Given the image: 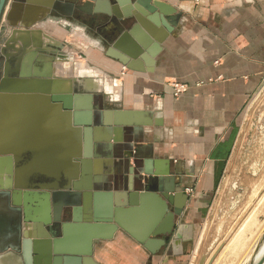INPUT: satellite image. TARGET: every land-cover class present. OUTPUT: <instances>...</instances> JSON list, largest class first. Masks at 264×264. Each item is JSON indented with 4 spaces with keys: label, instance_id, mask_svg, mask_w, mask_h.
Returning a JSON list of instances; mask_svg holds the SVG:
<instances>
[{
    "label": "crops",
    "instance_id": "crops-1",
    "mask_svg": "<svg viewBox=\"0 0 264 264\" xmlns=\"http://www.w3.org/2000/svg\"><path fill=\"white\" fill-rule=\"evenodd\" d=\"M39 1L29 0L19 26L36 22L26 18L36 14V6L41 7ZM164 1L176 7L182 18L173 32L157 45L151 62L138 60L137 70L106 56L123 31L114 17L91 16L75 10L72 16L49 18L41 25L45 34L62 41L68 38L66 29L72 28L73 38L83 37L91 45L86 61L74 51H67L69 42H65V56L58 57L54 70L51 68L52 88L63 94L77 85L92 92L93 98L100 95L101 110L107 120L119 110L134 115L140 124L137 140L132 142L136 146L134 152L142 162H151L153 171L170 174L175 186L178 183L185 186L189 199L177 222L192 224L195 237L197 220L223 173L242 115L264 84V0ZM74 3L81 6L85 0ZM165 32L160 28V35ZM34 51L29 49L23 67L32 76L49 69L45 55ZM16 54L9 50V55ZM79 65L87 66L90 73L81 75L76 68ZM12 68L14 77L22 73L19 64ZM175 81L187 84L188 92L176 96L172 86ZM97 103L96 99L89 102L91 106ZM63 114L57 105L42 98L0 100V142L3 138L11 141L26 138L23 142L31 148L28 151L37 154L32 161L15 166L14 172L9 164L0 162L1 183L17 181L29 185L33 183L31 172L43 168L76 174L75 165L69 166L68 155L69 150L76 148V137L68 127L62 126ZM117 137L125 139L126 133L121 131ZM133 161L132 158L129 162L132 166ZM93 169H97L95 159ZM102 170L103 182L112 185L116 177L113 168L104 165ZM114 170L121 181L122 167L118 165ZM1 227L0 248H3L9 245L13 228H8L5 222ZM168 239V244L159 251L161 259L155 264H187L186 255L194 239L184 244L183 254H176L172 238ZM95 252L98 264H154L143 246L123 232H118L113 241L96 246ZM33 260L48 262L45 257L35 256ZM50 261V264H78L77 259L66 260L64 256H58L56 262ZM0 264H15V260L7 258Z\"/></svg>",
    "mask_w": 264,
    "mask_h": 264
},
{
    "label": "water",
    "instance_id": "water-1",
    "mask_svg": "<svg viewBox=\"0 0 264 264\" xmlns=\"http://www.w3.org/2000/svg\"><path fill=\"white\" fill-rule=\"evenodd\" d=\"M7 3L8 0H0V23ZM27 4L29 0H13L6 12L7 23L14 29L2 48L6 62L0 71V98L8 93V84L15 78L12 66L19 56L9 55L10 49L16 50V42L11 41V37L17 32L15 27L23 19ZM39 5L37 10L42 19H47L54 11L72 16L75 9L91 16L117 19L123 31L108 48L106 56L131 70L138 69L139 59L151 62L157 45L173 32L182 18L177 8L164 0H85L78 7L68 2L45 0ZM26 20L34 22L31 17ZM35 23L22 27L31 28ZM162 27L166 32L160 35ZM19 74L20 79L27 80V75ZM40 77L47 88L43 93L39 91V95L47 96L64 116L69 114V127L79 130V151L69 160V166L75 165L76 174L64 169L56 175L31 172L33 183L29 185L12 183L0 187V228L3 222L13 228L9 245L0 248V262L14 258L15 264H42L35 263L33 257L36 256L37 259L47 258L45 264H50L51 259L56 262L58 256H64L66 260L77 259L78 264H98L96 246L113 241L118 232L142 245L154 264L161 259L159 251L168 244V237L172 238L175 253L183 254L184 244L194 239V226L177 222L189 199L186 188L180 183L175 186L170 174L153 171L151 162H142L134 152L136 146L132 142L137 140L136 132L140 127L134 115L119 110L115 111V117L104 119L99 106L89 104L95 101L93 93L77 85L65 94L69 101H57L52 81L47 79L53 75ZM79 113H85L82 114L87 116L85 121L77 119ZM121 131L126 133L125 139L117 137ZM3 154L7 156L0 158V162L9 164L13 172L19 163L37 157L34 151L20 156L12 152ZM132 158L134 166L129 164ZM94 159L101 160L99 171L93 169ZM104 165L113 168L116 176L109 186L103 182ZM118 165L122 167L121 181L114 170ZM214 260L215 256L210 264Z\"/></svg>",
    "mask_w": 264,
    "mask_h": 264
},
{
    "label": "rangeland",
    "instance_id": "rangeland-1",
    "mask_svg": "<svg viewBox=\"0 0 264 264\" xmlns=\"http://www.w3.org/2000/svg\"><path fill=\"white\" fill-rule=\"evenodd\" d=\"M11 1L12 0H8L5 9V14L3 15V18L0 23V48L2 45L5 46V41L11 36L14 29H11L6 19V12L11 8ZM57 1L64 2L65 0ZM73 1L80 2V0H67L66 2L73 4ZM74 5L76 6V3H74ZM36 9H38L37 6ZM22 13H24V11ZM40 15L41 13H39V11L37 10L36 14L32 17L34 21H36V23L32 25L31 29H26L19 25L15 27V31H23L28 34L31 33L30 38L32 39H30L29 41L28 36V40H26L27 43L29 41L30 45L26 44L23 38L16 43L15 49H17V51H14L18 53V55L14 57L17 58L19 56V58L16 59V62H14L13 65H15V63L16 66L19 64L20 58L25 56L24 52L25 50H29V47L30 50H35L38 47L40 49V46L44 43L46 38L50 39L51 41H55L56 44L61 47L60 50L62 51L64 47L66 48L67 46L65 42L68 41L69 46H67V51H74L76 55H78L82 59H85L86 61H89V56L87 52L88 47L91 48V45H88V43L83 37L77 38V36H74L73 38L72 34L74 33L72 28L66 29L68 38H65L64 41L48 34H45L44 30L42 29L43 26L41 24L45 23L47 19H59L61 14L54 11L48 15L47 19H42ZM62 16L69 17L65 15ZM12 21L17 24L16 20L12 19ZM21 21L23 20H19V22ZM81 21H83L82 16ZM24 43L26 44L25 46ZM32 44H36V46H32ZM102 46H104L103 43ZM43 47L44 49H47L46 46ZM10 50L13 51V49ZM2 60L3 59H1V61ZM3 62L5 64L6 58ZM34 65H36V63ZM15 78H19V76L17 75ZM56 174L57 171H55V175ZM263 180L264 84L257 92V94L251 99L249 104H247V107L242 115L238 130L235 134L231 152L225 162L223 173L215 187L211 200L209 201L205 210H203L202 216L197 220V229L194 241L190 243L189 253L186 255L187 264H210L211 259L214 256L215 263L213 262L212 264L250 263L252 258L251 254L255 252L258 245L262 242L264 235V205H260L264 204ZM254 183L259 186L252 185ZM260 185L262 187H260ZM255 206L259 209L257 210ZM248 215L251 217L253 216L252 219L254 218L256 221L254 219H250ZM246 218L248 222L252 220L251 222H254V224H252L251 222L248 224L245 223L244 220ZM243 223H245V226L248 225L246 229L247 232L245 231L246 227L242 229V226L244 225ZM250 224H252V226H250ZM255 224H257L258 227L255 226ZM239 230L241 233H244L241 234ZM226 246L227 248H225ZM240 246L241 248H243L241 249Z\"/></svg>",
    "mask_w": 264,
    "mask_h": 264
},
{
    "label": "bare ground",
    "instance_id": "bare-ground-1",
    "mask_svg": "<svg viewBox=\"0 0 264 264\" xmlns=\"http://www.w3.org/2000/svg\"><path fill=\"white\" fill-rule=\"evenodd\" d=\"M42 2H44L45 0H41ZM115 1H124V0H115ZM40 2V1H39ZM31 29V28H30ZM30 33V32H29ZM31 34V33H30ZM30 34H28V33H25V32H21V31H17V32H15L13 35H12V37H11V41H14V43L16 42H18V41H20L22 38L23 39H27L28 38V36H30ZM37 35V34H36ZM38 38V37H37ZM48 41L47 42H45L44 41V43L40 46V49H39V47L37 48V49H35V51H34V54H36V53H41L42 55H45L44 57H45V59L47 58V60H45V61H47V62H45L46 64L47 63H49V64H47L48 65V67H49V69H47V71L46 72H44V73H36V74H34L33 76L32 75H29V74H27V73H25L24 72V70H23V67H24V58H25V56L27 55V52L29 51V50H27V51H25V56L24 57H22L21 58V60H20V62H19V65H20V67H21V69H22V73L23 74H25V75H27V77H26V79L27 80H22V79H20V78H14L13 79V81H11L8 85L10 86L9 87V91H8V93L4 96V97H1L0 98V100H4V99H7V98H14V97H31V98H42V99H45V100H47L48 102H49V100H48V97L47 96H43V95H39V91L41 92L42 91V93L44 92V91H46V83H43L44 81L43 80H39L41 77L40 76H46V75H49V74H52V75H54L53 74V72L54 71H52V69L51 68H53V66H54V64H55V61H56V59L59 57V58H63L64 56H65V52H63V51H61L60 49H61V47L59 46V45H57L56 44V42L55 41H51L50 39H48V38H46ZM15 43V44H16ZM14 46H16V45H14ZM13 46V47H14ZM32 46H36V44H32ZM32 46H31V48H32ZM43 46H46L47 47V49L45 48L44 49V47ZM35 48V47H34ZM29 49H30V47H29ZM16 51H17V49H16ZM49 51V52H48ZM55 52V55L53 54V53ZM77 68V70L79 71V73H82V74H84V75H88L89 73H90V71H89V69H88V67L87 66H80L79 65V67H76ZM53 70H54V68H53ZM35 75H37V76H35ZM29 79V80H28ZM47 79H49V80H51L52 81V77H49V78H47ZM86 86H88L87 85V83H86ZM82 87V86H81ZM115 89H117V88H115ZM55 90V89H54ZM97 93H99V92H97ZM65 94L66 93H63V94H60V93H57L56 91H55V94H54V97H55V99L57 100V101H61V100H66L67 99V96H65ZM68 94V93H67ZM96 95V94H95ZM95 99L97 100V101H99V103H97V105L99 106V108L101 109V103H102V98H101V96L100 95H96L95 96ZM67 101H69V100H66V102ZM102 114H103V112L104 111H100ZM104 115V114H103ZM109 115H111V114H109ZM69 117H70V115L68 114L67 116H65V117H63L62 118V126H65V127H68V129H69V131L71 132V133H73V136L74 137H76V148H74L72 151L71 150H69L68 151V155H69V157H71V156H73L74 154H76L78 151H79V130L76 128V129H72V128H70L69 127V121H70V119H69ZM86 118H87V116H82V114H79V115H77V119H82V120H86ZM107 120V119H106ZM109 120V119H108ZM23 140H26V138H16V140L15 141H11L10 140V138H3V139H1V142H0V158H5L7 155H5V154H3V153H16V155H18V156H20V155H22V154H24L25 152H27L28 150H31V148L29 147V146H26L27 144H25L24 142H23ZM69 160V158H67L66 159V161H68ZM99 161L101 162V160H99V159H96V163H97V169H98V171H99V168H98V165H99ZM74 168H76L75 166H74ZM33 172H37V173H40V174H55V171L54 170H51V169H47V168H43V169H37V170H34ZM251 180V179H250ZM258 180V179H257ZM264 181V180H263ZM262 181V182H263ZM260 182V181H259ZM14 183V185H18V186H26L27 184H21V183H18L17 181H15V182H13ZM10 184H12V183H1L0 182V187H3V186H9ZM250 184V183H249ZM260 184V183H259ZM262 184V183H261ZM252 185H257L256 183H254V184H252ZM251 185V186H252ZM257 186H259V185H257ZM260 187H262L261 185H260ZM259 187V188H260ZM251 188V187H250ZM257 189V188H256ZM255 195V194H254ZM263 195V194H262ZM264 196V195H263ZM250 197V196H249ZM252 198V197H251ZM254 198V197H253ZM262 201V200H261ZM263 202V201H262ZM264 203V202H263ZM248 204V203H247ZM261 206L262 205H264V204H260ZM256 207V206H255ZM246 208V207H245ZM257 208V207H256ZM244 209V208H243ZM259 208H257V210H258ZM260 211V210H259ZM257 212V211H256ZM254 213H255V209H254ZM252 214V213H251ZM237 216V215H236ZM249 216V215H248ZM238 217V216H237ZM241 217V216H240ZM250 217V219H252V217L251 216H249ZM249 217H247V218H249ZM247 218L244 220L245 221V223H250V222H248V220H247ZM218 219V218H217ZM234 219V218H233ZM238 220V219H237ZM247 220V221H246ZM255 220V219H254ZM256 221V220H255ZM245 223H243L244 225V227L242 226V229L243 228H245V231H246V229H247V226L248 225H246L245 226ZM252 223V222H251ZM256 223V222H255ZM252 224H254V222L252 223ZM252 224H250V226H252ZM233 226V225H232ZM255 226H257V224H255ZM254 226V227H255ZM212 227V226H211ZM258 227V226H257ZM263 227V226H262ZM227 228V227H226ZM249 228H251V227H249ZM218 229V228H217ZM241 229V228H240ZM215 231H217V230H215ZM239 232H240V230H239ZM238 232V233H239ZM243 232V231H242ZM247 232V231H246ZM245 232V233H246ZM251 232V231H250ZM241 233V232H240ZM244 233V232H243ZM243 233H241V234H243ZM260 233V232H259ZM208 234V233H207ZM213 234V233H212ZM235 234V233H234ZM236 234H237V232H236ZM235 234V235H236ZM240 234V235H241ZM252 234V233H251ZM206 235V234H205ZM234 235V236H235ZM239 235V236H240ZM258 236V235H257ZM238 237V236H237ZM224 238V237H223ZM239 238V237H238ZM238 238H236V239H238ZM233 239H234V237H233ZM241 239V238H240ZM223 241V240H222ZM205 242H206V240H205ZM242 242V241H241ZM244 243V242H243ZM229 244V243H228ZM228 246V245H227ZM227 246L225 247V248H227ZM241 246H242V244H241ZM241 246H240V248H241ZM199 248V247H198ZM243 248V247H242ZM241 248V249H242ZM236 249V248H235ZM255 249V248H254ZM253 249V250H254ZM200 250V249H199ZM223 251V250H222ZM252 255V258H251V261H250V263L249 264H263L264 263V241H262L259 245H258V247L256 248V250H255V252H253V254H251ZM199 258V257H198ZM220 258V257H219ZM212 260V259H211ZM217 262V261H216ZM207 263H208V261H207ZM215 263V262H214Z\"/></svg>",
    "mask_w": 264,
    "mask_h": 264
},
{
    "label": "built area",
    "instance_id": "built-area-1",
    "mask_svg": "<svg viewBox=\"0 0 264 264\" xmlns=\"http://www.w3.org/2000/svg\"><path fill=\"white\" fill-rule=\"evenodd\" d=\"M12 1H11V4H12ZM172 86H173L176 96H180L181 94H184L188 92L189 90V86L187 84L179 82V81L173 82Z\"/></svg>",
    "mask_w": 264,
    "mask_h": 264
},
{
    "label": "flooded vegetation",
    "instance_id": "flooded-vegetation-1",
    "mask_svg": "<svg viewBox=\"0 0 264 264\" xmlns=\"http://www.w3.org/2000/svg\"><path fill=\"white\" fill-rule=\"evenodd\" d=\"M78 6H79V5H76L75 7H78ZM75 10H77V9H75ZM75 10H74V12H75ZM77 11H79V10H77ZM2 48H3V47L0 48V71H2L3 68H4V67H3V66H4V62H3V61L5 60V58H4L5 56H4V54L2 53ZM1 59H3V60L1 61Z\"/></svg>",
    "mask_w": 264,
    "mask_h": 264
}]
</instances>
